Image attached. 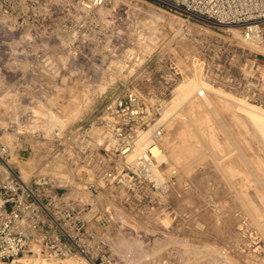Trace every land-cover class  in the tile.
I'll return each instance as SVG.
<instances>
[{"label": "rangeland", "instance_id": "1", "mask_svg": "<svg viewBox=\"0 0 264 264\" xmlns=\"http://www.w3.org/2000/svg\"><path fill=\"white\" fill-rule=\"evenodd\" d=\"M118 20L97 13L31 20L29 32L38 38L14 41L12 54L0 56V121L11 106L21 110L34 102L35 110L60 107L71 125L126 89L69 86L90 75L139 84L148 96L166 92L159 77L138 68L140 58L122 55L118 36L135 32L134 18L130 14L126 25ZM238 33L209 26H194L179 40L175 33L173 53L183 60L187 78L231 95L206 89L207 101L194 92L165 122L161 171L172 175V185L152 199L116 207V264H264V137L233 99L264 108V50ZM56 34L67 37L41 38ZM41 49L60 54L38 55ZM41 82L60 86L35 85ZM21 168L24 174L31 170Z\"/></svg>", "mask_w": 264, "mask_h": 264}, {"label": "built area", "instance_id": "2", "mask_svg": "<svg viewBox=\"0 0 264 264\" xmlns=\"http://www.w3.org/2000/svg\"><path fill=\"white\" fill-rule=\"evenodd\" d=\"M96 13L123 25L133 16L135 32L118 36L122 55L140 58L138 68L159 77L167 91L148 96L139 84L90 75L69 86L126 89L103 98L86 120L49 130L37 125L34 102L8 109L0 121V264H116V207L152 199L172 185L155 151L163 150L166 124L160 119L169 95L188 76L173 53L175 33L179 40L194 26L235 28L242 41L264 45V0H0V56L12 54L14 41L38 38L29 32L31 20ZM21 165L31 169L27 177Z\"/></svg>", "mask_w": 264, "mask_h": 264}, {"label": "bare ground", "instance_id": "3", "mask_svg": "<svg viewBox=\"0 0 264 264\" xmlns=\"http://www.w3.org/2000/svg\"><path fill=\"white\" fill-rule=\"evenodd\" d=\"M238 31V30H237ZM257 47H261L262 50H264V45H256L253 43H248ZM197 76V75H194ZM188 80L184 79L183 81L179 82L177 84V87H175L174 94L171 98V100L167 103V106H165L162 117L160 121L166 122L177 109L183 107V105L187 102V100L191 97V95L194 92L201 93L205 100L209 101V98L205 94L206 89H212L214 91L224 93V94H230L227 93L224 89L220 87H214L211 83H209L206 80H199L195 77H188ZM231 95V94H230ZM233 99L236 101V103L240 104L239 107L243 112H246L248 116L250 117V120L258 125L257 129L261 132V135L264 137V108L255 106L251 103H244L243 99L239 97L233 96ZM243 102V103H242ZM43 105V104H41ZM39 109L35 110L37 114L39 115V122L37 125H40L45 130H49L53 128L56 125L64 126L69 123V120L67 119L66 113H64L60 107L46 109L44 107H38ZM149 132H146L142 138V140H145L147 138ZM13 136L10 134L8 135V138H12ZM140 147H144V141L141 142ZM155 154L159 159H165L166 154L165 152L156 150ZM16 157V155H15ZM29 173L24 174L26 177ZM160 174V173H159Z\"/></svg>", "mask_w": 264, "mask_h": 264}]
</instances>
